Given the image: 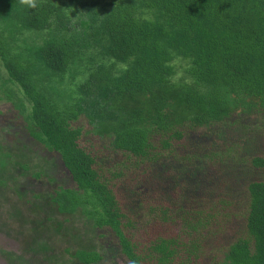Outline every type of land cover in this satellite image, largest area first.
Returning <instances> with one entry per match:
<instances>
[{
	"label": "trees",
	"instance_id": "trees-1",
	"mask_svg": "<svg viewBox=\"0 0 264 264\" xmlns=\"http://www.w3.org/2000/svg\"><path fill=\"white\" fill-rule=\"evenodd\" d=\"M0 116L61 162L0 144L27 250L76 223L101 252L66 264H264V0H0Z\"/></svg>",
	"mask_w": 264,
	"mask_h": 264
},
{
	"label": "rangeland",
	"instance_id": "rangeland-1",
	"mask_svg": "<svg viewBox=\"0 0 264 264\" xmlns=\"http://www.w3.org/2000/svg\"><path fill=\"white\" fill-rule=\"evenodd\" d=\"M1 120L2 117L0 116V122L2 123ZM0 144L4 145L6 148H9V146L12 147L15 153H21L24 155L22 160L26 157L30 161H33L37 167H42V169L47 167L53 168V165H56L57 168L61 167V162L56 157V159L52 158V156L47 154L38 145L30 142L28 137L22 131H19L12 125L0 126ZM24 146H27V149H24ZM13 166H16V163H14ZM22 176L27 175L25 174ZM23 180L26 181V178H23ZM29 188L31 191L35 189L34 185L29 186ZM12 203L16 202L14 201ZM33 209L43 214H47V216L49 215V212L45 209L40 211L43 208L38 205L35 207L33 206ZM4 215L5 212L1 216L3 217ZM5 222L7 221L2 222L1 220L0 227L1 224H4ZM75 228H80L79 236H77V234L75 235ZM60 229L61 231H54L53 228L49 232L45 231V240H47L46 248L39 250L36 253L32 252L35 251L34 249L27 250V245L23 240L10 238V236H8V231H6L5 228L4 231L0 230V264H66L67 257L63 256L62 251L67 248L69 244L73 249H89L101 252L99 245L93 238V234L82 230L81 224H66L63 227H60ZM15 255L24 257V263L16 261ZM101 264L121 263L114 258H108V260Z\"/></svg>",
	"mask_w": 264,
	"mask_h": 264
},
{
	"label": "clouds",
	"instance_id": "clouds-1",
	"mask_svg": "<svg viewBox=\"0 0 264 264\" xmlns=\"http://www.w3.org/2000/svg\"><path fill=\"white\" fill-rule=\"evenodd\" d=\"M179 75H180V73L178 72V73H177V76H179Z\"/></svg>",
	"mask_w": 264,
	"mask_h": 264
}]
</instances>
